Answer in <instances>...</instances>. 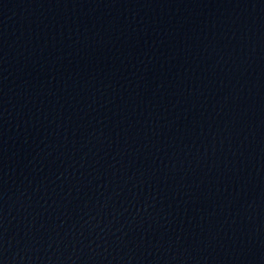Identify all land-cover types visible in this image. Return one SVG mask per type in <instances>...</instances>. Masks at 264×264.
<instances>
[{
	"label": "water",
	"instance_id": "obj_1",
	"mask_svg": "<svg viewBox=\"0 0 264 264\" xmlns=\"http://www.w3.org/2000/svg\"><path fill=\"white\" fill-rule=\"evenodd\" d=\"M0 264H264V0H0Z\"/></svg>",
	"mask_w": 264,
	"mask_h": 264
}]
</instances>
